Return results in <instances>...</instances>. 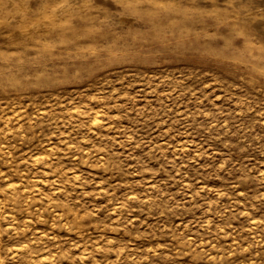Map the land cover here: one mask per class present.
<instances>
[{"label":"rangeland","instance_id":"374dc122","mask_svg":"<svg viewBox=\"0 0 264 264\" xmlns=\"http://www.w3.org/2000/svg\"><path fill=\"white\" fill-rule=\"evenodd\" d=\"M0 264H264V0H0Z\"/></svg>","mask_w":264,"mask_h":264},{"label":"snow or ice","instance_id":"6c2138e0","mask_svg":"<svg viewBox=\"0 0 264 264\" xmlns=\"http://www.w3.org/2000/svg\"><path fill=\"white\" fill-rule=\"evenodd\" d=\"M130 2H131V0H130Z\"/></svg>","mask_w":264,"mask_h":264}]
</instances>
